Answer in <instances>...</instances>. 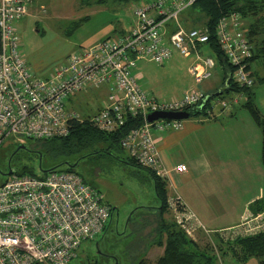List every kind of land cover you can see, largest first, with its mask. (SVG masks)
Here are the masks:
<instances>
[{"label": "built area", "instance_id": "1", "mask_svg": "<svg viewBox=\"0 0 264 264\" xmlns=\"http://www.w3.org/2000/svg\"><path fill=\"white\" fill-rule=\"evenodd\" d=\"M36 0H0V146L14 139L49 140L66 137L69 122L88 121L104 132H114L126 115H141L143 125L128 133L121 145L140 165L167 178L155 135L182 127L181 120L148 121L153 113L202 110L211 94L187 92L178 100H159L139 85L133 75L138 62L165 64L176 51L195 60L189 74L199 86L209 79L217 63L200 46L209 42L206 30L186 29L182 14L197 0H146L136 4L134 26L117 40L104 39L72 53L46 78L34 76L21 53L15 24L29 13ZM174 31L169 33V23ZM238 14L220 20L217 37L228 61L236 68L233 79L252 87L247 61L253 46ZM168 33L170 35H168ZM107 89L106 101L94 116L80 118L66 110L69 98L86 89ZM211 100L203 117L216 108L231 109L239 99ZM186 173L187 166L175 169ZM176 221L189 236L204 228L197 216L176 195L170 202ZM111 219L103 196L73 172L53 170L44 179L12 175L0 185V264H70L84 241L94 240Z\"/></svg>", "mask_w": 264, "mask_h": 264}, {"label": "rangeland", "instance_id": "2", "mask_svg": "<svg viewBox=\"0 0 264 264\" xmlns=\"http://www.w3.org/2000/svg\"><path fill=\"white\" fill-rule=\"evenodd\" d=\"M135 6L136 4L127 0H106L103 4L91 6L82 4L80 0H36L30 15L15 24L21 43V53L28 63L30 72L38 78H46L55 67L64 63L76 50L108 39V37L117 39V36L123 35L134 23ZM169 24L173 25L174 23L170 22ZM202 54L205 57H213L207 48L202 51ZM194 60V57L186 58L175 53L174 57L163 65L140 61L134 73L140 81L141 88L151 95L154 94L153 96L159 100H178L187 92L195 90H202L205 93L219 90L224 83V75L221 69L217 66L212 76L199 86L189 74V68ZM258 68L262 69L259 63ZM261 87L259 86L257 89L259 90ZM220 98L230 101L237 99L238 96L237 94H229L225 97L222 95L219 98L216 97V100ZM105 101L106 92L104 89H86L69 98L66 103V110L76 113L80 118H86L96 115ZM240 101L242 106L239 103L234 104L226 112L235 108L238 113L235 118L238 117L242 121V115L247 117L250 114L243 108L245 98ZM194 118L190 117L182 120V122L189 119L195 120ZM35 143V140H26L25 144H21L14 139H8L4 142L0 147V183L6 181L8 177L5 174L10 169L16 171L20 166L25 165L32 167L38 174H42L43 171L50 170L59 164V162L53 161L50 156L42 158L39 154L31 151ZM22 145H25L27 149H20ZM99 154L101 153L82 160L81 164L77 166V170L83 174L88 172L91 175L98 190L104 196V202L115 208L116 213L110 219L106 233H101L94 240L84 241L78 251L77 258H74L70 264H91L92 258L96 257V245L100 249L118 256L120 264L134 263L139 255L136 252L134 253L133 250L138 246L142 249L145 246L147 248L151 243L147 239L146 229L139 232V238L136 237L135 229L131 224L133 222L141 223L140 214L143 212H146L144 215L146 219H154L153 214L150 213H156V211L150 212V210L160 206L155 187L150 178H145L144 172H141L142 174L138 177L135 167L124 165L119 159L99 158ZM125 154L121 156H125ZM227 171L225 174H227ZM240 173L247 176L246 180L249 182V186L253 187V190L243 193L237 192V197L241 193V197L247 199L255 194V187L257 186L255 181L258 180V177L252 175V171L240 170L234 171L231 180H237ZM221 177L222 182L219 181L217 187L218 194L215 193L217 199L223 191L230 188L229 184L232 183L227 175L226 177L221 175ZM219 179L220 176L215 178L214 181L217 182ZM209 180L196 181V188L202 190L201 183H206ZM189 189L192 193L195 188L192 186L186 187L187 192H189ZM231 194L230 191L229 195ZM192 195L193 198L197 196L194 193ZM229 195L228 204L231 201ZM225 197L227 198V194H225ZM215 201L209 204L213 208L219 205ZM134 214L136 216L133 222L128 225L129 219ZM225 214L230 213H210V216L211 218L217 215L225 217ZM202 229L199 230L200 232H195L193 236L204 247L211 242L214 233ZM233 232L235 231L229 232V234L221 231L220 234L225 238L235 237L237 233ZM147 253L146 258L149 260V264H155L157 258L162 255L163 249L150 246ZM122 256L127 259L124 257V260ZM132 256L135 258L131 259ZM224 264L238 263L229 258L225 260ZM247 264H258V261L253 259Z\"/></svg>", "mask_w": 264, "mask_h": 264}, {"label": "trees", "instance_id": "3", "mask_svg": "<svg viewBox=\"0 0 264 264\" xmlns=\"http://www.w3.org/2000/svg\"><path fill=\"white\" fill-rule=\"evenodd\" d=\"M80 1L86 6L106 2V0ZM127 1L138 4L146 0ZM232 14L241 16L244 23L243 30L253 46V57L247 61V70L254 78L255 84L249 88L241 87L233 79L236 68L228 61L226 53L222 50L217 37V28L220 20ZM183 18L185 20L181 18L182 24L186 29L202 28L207 31L209 42L200 46L201 53L207 48L212 53L217 66L224 75L222 87L210 93L212 96H210L202 110L189 109L190 117L205 116L207 114L206 109L211 100L216 97L219 98L222 95L225 97L229 94H244L245 102L243 108L249 112L262 133L261 162L264 166V115L256 104V88L264 85V0H197L183 14ZM170 29L174 31V28ZM258 63L262 67L261 70L258 68ZM143 123L144 119L141 115L132 116L128 114L125 117L123 126L114 132L108 133L99 130L88 121L79 122L72 120L69 122L70 133L68 136L36 141L32 146L35 150L31 149V151L39 154L42 158L50 156L53 161L59 162L52 170L76 173L87 185L94 188L102 196L103 194L98 190L95 180L91 175L88 172L83 174L77 170V166L81 164L82 160L101 153L98 155L99 158L119 159L124 165L135 167L138 177L142 174L141 172H144L145 178H150L154 184L156 197L160 206L151 208L152 210H150V212L156 211V213H150L153 214L154 219H146L144 216L146 212H143L140 214L142 222L134 223L133 220L136 216L134 214L129 219L128 225L133 222L131 226L134 227L136 237L139 238V232L142 229H146L148 233L147 239L151 243L150 246H157L163 249L162 255L157 258L155 264H224L225 260L229 258L234 259L238 264H247L253 259H256L258 264H264V231L251 235L236 234L235 237L231 236L228 238H225L220 232L216 231L213 232L211 242L202 247L194 236H189L178 225L170 206V202L175 199L176 194L171 197L169 196L166 178H162L153 170L140 165L121 145L123 138L132 130L140 128ZM122 154H125V156H121ZM13 175H29L38 179H44L47 173L42 172V174H38L32 167L24 165L14 171ZM10 177L0 183V185L6 183ZM104 204L106 203L104 202ZM106 205L111 209L112 218L116 213V209L108 204ZM190 210L194 213L191 208ZM251 211L254 214L264 212V197L251 205ZM109 222L110 220L102 234L106 233ZM199 230L203 229L199 228L195 232ZM149 247L146 248L145 246L142 249V247L138 246V248L134 249V253L136 252L139 258L134 263L129 262V264H149V260L146 258ZM122 257L124 259L125 256ZM133 258L135 257L132 256L131 259Z\"/></svg>", "mask_w": 264, "mask_h": 264}, {"label": "crops", "instance_id": "4", "mask_svg": "<svg viewBox=\"0 0 264 264\" xmlns=\"http://www.w3.org/2000/svg\"><path fill=\"white\" fill-rule=\"evenodd\" d=\"M35 2L30 5L29 13L24 19L30 15ZM183 14L181 18L185 20ZM133 26L134 23L123 35L117 36V39L128 35ZM170 28H173V25L169 26V33L172 31ZM175 53L178 52L174 51L173 57ZM137 67L138 64L134 71ZM134 71L133 75L135 76ZM137 81L140 82L138 78ZM260 86H262L261 89L256 88V104L264 115V85ZM102 89L107 95V89ZM237 96L238 103L241 105L240 100L244 99L245 95L237 94ZM237 114L235 108L229 112H222L220 108H216L214 117L189 119L182 122L180 129L158 133L155 135V139L163 167L168 172L166 180L169 196L179 195L185 204L194 211L207 231L228 233L235 231L233 233L238 235H251L264 231V212L254 214L251 211V205L264 197V166L261 162L262 133L251 115H247V117L242 115L243 120L241 121L238 117L235 118ZM181 164L187 166L186 173H178L175 170ZM240 170L252 171V175L258 177V180L255 181L257 185L255 194L247 199H243L241 193L237 197V192L253 190L246 180L247 176L240 173L237 180H231L234 171ZM226 171L227 174H225ZM246 173L250 175L248 172ZM221 175L224 177L227 175L232 183L229 184L230 188L223 191L217 199L215 193L218 194L217 187L219 181L222 182ZM219 176L220 179L217 182L214 181ZM201 179H210L206 183H201L202 190L196 188V181ZM188 186L195 188L192 193L197 196L193 198L190 189L189 192L186 191ZM230 191L231 195H229ZM225 194H227V198ZM228 195L231 196L229 204L227 203ZM214 200L219 204L214 207L215 209L209 205L214 203ZM210 213L230 214H225V217L217 215L211 218Z\"/></svg>", "mask_w": 264, "mask_h": 264}, {"label": "water", "instance_id": "5", "mask_svg": "<svg viewBox=\"0 0 264 264\" xmlns=\"http://www.w3.org/2000/svg\"><path fill=\"white\" fill-rule=\"evenodd\" d=\"M190 118V113L189 112H179V113H171V112H165V113H153L148 116V121L153 122L159 119H168V120H186ZM20 149H27L25 145L20 146ZM53 170H47L43 171V173H50ZM14 174V170L10 169L8 173L5 175L7 177H10ZM98 254H102L98 248ZM116 264H118V261L116 260Z\"/></svg>", "mask_w": 264, "mask_h": 264}, {"label": "flooded vegetation", "instance_id": "6", "mask_svg": "<svg viewBox=\"0 0 264 264\" xmlns=\"http://www.w3.org/2000/svg\"><path fill=\"white\" fill-rule=\"evenodd\" d=\"M95 247H96V254H95L96 257L92 258L91 264H98V263L99 264H110V263L116 264V260L118 261V264H120L118 256H116L114 253H108V252L100 249V247L98 245H96ZM98 248H99L100 252L102 253L100 255L98 254Z\"/></svg>", "mask_w": 264, "mask_h": 264}]
</instances>
